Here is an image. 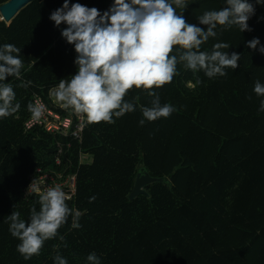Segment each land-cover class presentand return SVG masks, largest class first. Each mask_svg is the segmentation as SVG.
<instances>
[{
	"label": "trees",
	"instance_id": "1",
	"mask_svg": "<svg viewBox=\"0 0 264 264\" xmlns=\"http://www.w3.org/2000/svg\"><path fill=\"white\" fill-rule=\"evenodd\" d=\"M76 2L101 12L112 4L70 0ZM184 3L177 13L202 28L197 18L224 6V0ZM62 4L34 0L10 23L0 15V45L21 48L22 80L32 82L24 88L21 80L9 78L20 109L0 119V264H54L57 253L68 264H87L93 252L101 264H264V112L258 111L262 98L253 92L257 80L264 83V55L246 47L253 38L264 44V19L258 20L264 6H256L247 21L251 31L218 26L217 36L201 45L211 51L217 42L228 43L222 51L241 55L236 69L210 79L179 62L170 83L129 89L124 99L135 110L114 117V123L87 121L78 141L39 125L25 127L36 94L61 115L68 112L47 97L52 85L70 80L77 70L74 48L60 35L66 26L49 20ZM183 51L174 46L170 55ZM149 92L175 111L140 125L141 108L152 106ZM80 153L91 154L92 161L80 163ZM56 155L62 165L70 158L68 171L77 172L76 195L66 203L81 213L80 227L73 228L69 216L57 237L25 260L5 221L12 211L27 220L32 207L39 210L40 195L27 190L30 177L37 167L60 169ZM138 172L164 180L130 199Z\"/></svg>",
	"mask_w": 264,
	"mask_h": 264
},
{
	"label": "clouds",
	"instance_id": "2",
	"mask_svg": "<svg viewBox=\"0 0 264 264\" xmlns=\"http://www.w3.org/2000/svg\"><path fill=\"white\" fill-rule=\"evenodd\" d=\"M186 6L184 0H112L110 7L101 12L63 0L49 20L58 28L61 24L66 26L60 29V35L74 48L77 70L70 80L61 79L52 95L64 108L83 115L88 122L114 123V117L135 110V105L124 99L129 89H152L170 83L179 62L193 72L203 71L210 79L225 76L227 68L236 69L241 55L222 51L231 47L228 43L217 42L211 51H202L201 45L217 36L218 26L226 30L235 25L240 32L251 31L247 21L255 15L256 6H264V0H224L219 10L205 11L197 18L204 28L187 23L177 13V7ZM174 46L184 50L179 57L170 55ZM246 47L264 55V44L259 38L247 41ZM21 57V48L0 45V119L20 109L13 84L7 82L9 78L21 80L19 86L24 88L32 83L22 80ZM253 92L262 98L258 111L264 112V83L257 80ZM148 95L153 97L152 106L141 108L144 119L140 125L175 111L174 106L161 104L155 92ZM27 107L33 119H40L46 108L39 101ZM69 199L60 186H50L39 196V210L32 207L27 220L21 218L19 211L7 216L9 233L19 240L16 248L25 260L39 255L44 242L57 237L58 229L69 216L73 217L72 227H80L81 213L68 206ZM86 261L101 264L94 252L88 254ZM54 264L68 262L57 253Z\"/></svg>",
	"mask_w": 264,
	"mask_h": 264
},
{
	"label": "built area",
	"instance_id": "3",
	"mask_svg": "<svg viewBox=\"0 0 264 264\" xmlns=\"http://www.w3.org/2000/svg\"><path fill=\"white\" fill-rule=\"evenodd\" d=\"M58 84L52 85L47 93L48 99L60 108H64L59 103L52 93L56 90ZM42 102L46 108L43 116L40 119H33L32 117L25 122L26 129H30L35 125L43 127L46 131L52 134H60L63 136L72 137L74 140L81 141L84 127L86 125V118L73 111L72 109H66L68 112L65 115H61L56 112L41 95H35L33 103ZM70 144L68 143L67 146ZM62 145L59 144V147ZM82 153H80V163L82 161ZM55 163L60 166V169L44 171L41 167L36 168L35 174L30 177V184L28 191H36L41 195L50 186H60L62 190L72 200L76 195V183H77V172L68 171V167L71 165V159H66V164L62 165V159L59 155L55 157Z\"/></svg>",
	"mask_w": 264,
	"mask_h": 264
},
{
	"label": "water",
	"instance_id": "4",
	"mask_svg": "<svg viewBox=\"0 0 264 264\" xmlns=\"http://www.w3.org/2000/svg\"><path fill=\"white\" fill-rule=\"evenodd\" d=\"M32 1L34 0H7L0 5L1 18L6 23H10L17 13ZM163 180L164 177H152L148 174V172H144L143 174L138 172L135 177L133 188L129 194V198L133 199L139 194H146V189L149 187V184Z\"/></svg>",
	"mask_w": 264,
	"mask_h": 264
},
{
	"label": "rangeland",
	"instance_id": "5",
	"mask_svg": "<svg viewBox=\"0 0 264 264\" xmlns=\"http://www.w3.org/2000/svg\"><path fill=\"white\" fill-rule=\"evenodd\" d=\"M93 157L91 154H83L82 155V161L90 163L92 161Z\"/></svg>",
	"mask_w": 264,
	"mask_h": 264
}]
</instances>
